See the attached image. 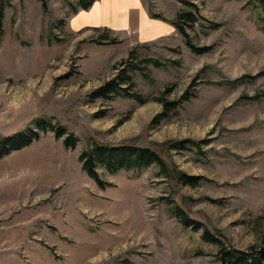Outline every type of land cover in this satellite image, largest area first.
Returning a JSON list of instances; mask_svg holds the SVG:
<instances>
[{
    "label": "rangeland",
    "instance_id": "1",
    "mask_svg": "<svg viewBox=\"0 0 264 264\" xmlns=\"http://www.w3.org/2000/svg\"><path fill=\"white\" fill-rule=\"evenodd\" d=\"M183 1L199 6L203 25L189 34L194 46H212L206 54L194 53L172 23ZM79 2L46 0L45 9L41 0H0V138L37 120L68 130L61 138L41 132L0 157V264H219L203 229L185 228L174 208L232 248L259 246L264 76L223 82L264 71L262 10L242 0H96L88 11ZM145 15L159 22L157 33L146 35ZM120 72L145 102L91 101ZM186 93L191 99L162 117L163 101ZM69 134L76 147L65 145ZM183 140L196 145L172 148ZM95 142L149 148L170 172L99 167L111 184L103 189L80 160ZM179 173L199 184L182 183Z\"/></svg>",
    "mask_w": 264,
    "mask_h": 264
},
{
    "label": "trees",
    "instance_id": "2",
    "mask_svg": "<svg viewBox=\"0 0 264 264\" xmlns=\"http://www.w3.org/2000/svg\"><path fill=\"white\" fill-rule=\"evenodd\" d=\"M43 1V6L46 9V0ZM79 5L83 10H88L94 3L95 0H79ZM247 2L249 5H253L255 8H260L262 13L259 16L260 29L264 32V0H242ZM184 9L180 11L176 19L172 22L178 32L185 38L187 44L191 47L192 51L197 54H206L211 51L212 46L197 47L191 43L189 29L194 28L196 25H203L202 17L200 16V9L196 3L191 1H183ZM2 14V12H1ZM159 17V16H154ZM208 21V20H207ZM208 28L217 29L219 24L212 23L210 21ZM112 44L118 43V40H111ZM264 76V71L254 76H246L242 79L231 80L226 85L237 86L244 79L249 81H255L258 77ZM222 83V84H223ZM124 84L129 85L127 88L123 87ZM134 86L133 78L129 72H120L111 80L105 82L103 85L95 89L89 97L91 101L96 99H113L120 96H128L132 99L137 100L140 103H144L143 97L136 93L131 92ZM192 96L188 93L184 94L181 101L178 102H167L163 101L165 112L162 117H167L169 112L177 111L182 101L190 100ZM261 94L251 96L249 99L252 101H259L262 99ZM49 130L55 132L58 138L64 137L68 134L66 127L56 124L52 121L37 120L35 127L29 128L26 131L16 133L12 136H6L0 138V157H4L10 154L12 151L20 150L30 146L35 141L41 138L42 133ZM42 132V133H41ZM65 145L67 147H76L79 139L74 134H69L65 138ZM191 145H196L192 140H183L175 142L172 146L173 149H188ZM83 163V169L88 175L97 182L101 188L110 186L111 184L105 183L98 172L99 167H103L109 173H117L119 171H140L144 168H148L153 165H157L169 173V167L165 160L155 151L127 144H104L95 142L88 147L81 155L80 158ZM178 179L187 185L196 186L199 184L197 177L189 176L185 173H179ZM175 216L182 222L185 228H192L198 232L203 229L201 236L202 241L205 244L212 245L218 249V262L219 264H264V235L261 239L259 246L251 247L247 250H237L228 245L223 239L217 235L210 233L203 224L196 222L191 219L184 210L180 208H174Z\"/></svg>",
    "mask_w": 264,
    "mask_h": 264
},
{
    "label": "crops",
    "instance_id": "3",
    "mask_svg": "<svg viewBox=\"0 0 264 264\" xmlns=\"http://www.w3.org/2000/svg\"><path fill=\"white\" fill-rule=\"evenodd\" d=\"M94 4L88 10L92 9L94 7ZM88 10H84V11H88ZM108 12H111V11H108ZM118 15H122V14L118 10H115L113 12V18L110 15V20L115 21L114 19H117ZM144 18H145V21H144L143 28L145 30L146 35H153V34L157 33L159 31V29H161V27H159V25L156 24V23H159V22L154 23V21H151V20L148 19L147 15H145ZM167 27L168 26L165 27V25L162 26V28H164L165 30L170 29V28H167ZM0 40H1V36H0Z\"/></svg>",
    "mask_w": 264,
    "mask_h": 264
}]
</instances>
